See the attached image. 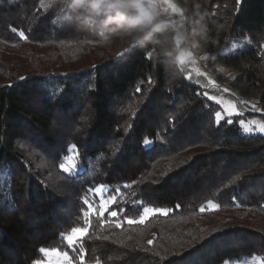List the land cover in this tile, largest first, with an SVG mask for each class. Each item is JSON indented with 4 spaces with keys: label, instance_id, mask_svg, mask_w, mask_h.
Segmentation results:
<instances>
[{
    "label": "trees",
    "instance_id": "16d2710c",
    "mask_svg": "<svg viewBox=\"0 0 264 264\" xmlns=\"http://www.w3.org/2000/svg\"><path fill=\"white\" fill-rule=\"evenodd\" d=\"M172 1L213 84L177 60L171 23L117 58L145 25L105 43L61 0H0V264L40 263L41 249L80 264L61 233L85 226L86 189L124 184L120 206L173 210L93 218L84 264H264V134L238 124L259 115L239 98L264 104V0ZM220 85L244 113L216 127L220 106L201 93ZM209 200L220 207L202 212Z\"/></svg>",
    "mask_w": 264,
    "mask_h": 264
},
{
    "label": "snow or ice",
    "instance_id": "6c2138e0",
    "mask_svg": "<svg viewBox=\"0 0 264 264\" xmlns=\"http://www.w3.org/2000/svg\"><path fill=\"white\" fill-rule=\"evenodd\" d=\"M241 0H236L237 5H239ZM12 32H18L16 28H11ZM19 35L22 39H26L24 36L23 31H19ZM137 45H133L130 49H125L124 53L117 54V58H120L122 55L127 54L129 51L134 50ZM150 58V56H149ZM183 63V62H181ZM97 66L93 65L92 68L95 70ZM198 76H202L203 73L197 72ZM188 80H191V76L185 77ZM20 79H27L26 77H21ZM151 83V80L149 81ZM11 85H8L10 87ZM227 91V90H225ZM137 92H140V89L137 88ZM201 95L207 96L208 100L212 101L213 104H219V101L216 99V97L208 95L207 92L201 93ZM255 107V106H253ZM234 116H243L242 112L239 111H227L221 107V110L216 111L214 114L215 118V126L219 127L221 121H225L226 124H231L233 122L237 123V121H233ZM246 122L243 119H240L238 124L239 127L243 129L244 132L250 133L252 131L251 128H244V124ZM132 128V125H129V129ZM258 131L262 134H264V126L260 127ZM153 141L150 140L149 138L145 137L143 140L144 145H148L152 143ZM68 152H75L77 151V146L72 145L67 149ZM73 168H66L64 164L60 165V168L63 172L65 173H70ZM134 183V182H133ZM131 187V184H124L122 185L119 189L115 190V193H110L107 191V187L104 185H101L99 187L95 188H88L86 189V193L90 194L92 199H89L88 195H86L81 203L84 206L86 210H83L82 215L85 219V226L83 228H76L73 227L71 228V234L67 232H62L61 233V238L66 240L67 242V247L75 252H79L80 256V264H84V252L82 248V243L83 241L87 238L88 233H89V227L91 226L92 219L93 218H98L101 220V222L104 221L105 215H107L108 219L110 222L112 221H118L116 223L117 227L121 226V223L126 222L129 225L133 224H142L146 220H148L150 217L158 214H168L170 211L173 209H166V208H160V207H155V206H144L145 201L142 199H134L130 202H124L123 206H120V191L123 188H129ZM96 199L99 200V204H97L95 201ZM137 206H140L138 210L135 211H129L130 209H136ZM179 207V205H177ZM212 208L216 209L220 207L218 203H214L213 201L209 200L207 205H202L201 206V211H205L206 208ZM115 209V210H113ZM75 234V235H73ZM152 241H149V244H151ZM47 251L46 249H41V252ZM65 258H67V253H63ZM68 264H72L71 261H68ZM97 264H99V260H97Z\"/></svg>",
    "mask_w": 264,
    "mask_h": 264
},
{
    "label": "rangeland",
    "instance_id": "374dc122",
    "mask_svg": "<svg viewBox=\"0 0 264 264\" xmlns=\"http://www.w3.org/2000/svg\"><path fill=\"white\" fill-rule=\"evenodd\" d=\"M140 2V1H139ZM141 5L144 8V16L143 19L147 21V25H157L160 23H171L173 25L174 30V37L178 44L183 43L177 54L176 58L180 62L188 63V66L192 71L203 73L208 77V79L214 83L211 77L204 61L202 60V55L200 52L196 51L193 48L192 44H186L184 43V39L187 40V32H186V26H184L186 22V16L184 12L181 11L180 7L174 3L172 0H152L149 3H143L140 2ZM144 25V24H143ZM228 75L232 76L233 72L231 70H227ZM219 90H206L205 92L208 93V95L216 97V99L219 101V106L221 110V107L227 111L233 112V111H239L242 112L236 105V101L232 99L228 94H226L225 90H228L226 85H220ZM241 102H244V109L245 110H251L253 106L256 107L257 112L259 113L258 116H245L243 120L246 122L244 124V128H251L252 133H260L258 129L262 126H264V104H259L256 106V102L254 100H244L242 98H239ZM218 110V111H219ZM244 113V111L242 112ZM243 131V130H242ZM244 132V131H243ZM248 133V132H244ZM70 156V155H69ZM66 168H69L71 165V158L68 157L66 165H64ZM75 235V234H73ZM63 253L58 250H49L44 252V261L36 264H68V261L70 260L69 255H67V258L63 255ZM72 262V261H71ZM73 264V263H72ZM245 264H261V262L255 260L250 261Z\"/></svg>",
    "mask_w": 264,
    "mask_h": 264
},
{
    "label": "clouds",
    "instance_id": "9594fccd",
    "mask_svg": "<svg viewBox=\"0 0 264 264\" xmlns=\"http://www.w3.org/2000/svg\"><path fill=\"white\" fill-rule=\"evenodd\" d=\"M62 4L71 9L76 20L81 25L98 35L101 40L108 43L113 37L120 34L132 35L131 29L140 27L132 35V44L138 45L148 38L146 31L147 21L143 19L144 8L139 0H61ZM198 21V22H202ZM153 28L157 25L153 24Z\"/></svg>",
    "mask_w": 264,
    "mask_h": 264
},
{
    "label": "built area",
    "instance_id": "2783aa9c",
    "mask_svg": "<svg viewBox=\"0 0 264 264\" xmlns=\"http://www.w3.org/2000/svg\"><path fill=\"white\" fill-rule=\"evenodd\" d=\"M186 19V18H185Z\"/></svg>",
    "mask_w": 264,
    "mask_h": 264
}]
</instances>
